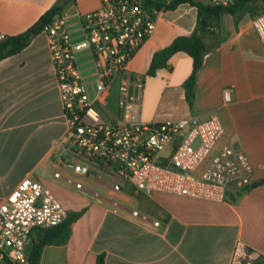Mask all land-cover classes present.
Returning <instances> with one entry per match:
<instances>
[{
  "label": "crops",
  "instance_id": "0c3cea01",
  "mask_svg": "<svg viewBox=\"0 0 264 264\" xmlns=\"http://www.w3.org/2000/svg\"><path fill=\"white\" fill-rule=\"evenodd\" d=\"M56 1L0 0V33L23 31ZM167 1L157 4L152 33L127 63L140 101L139 118L193 117L214 110L222 132L207 154L213 156L230 141L250 165V182L264 179V47L251 23L264 0H232L230 10L207 19L204 32L201 20L196 32L204 49L190 97L183 88L191 69L186 52H173L165 65L146 73L153 51L196 29L193 4L181 1L166 8L162 2ZM98 5L99 0H69L61 8L73 40L80 38L76 13ZM223 89L228 100L222 99ZM117 92L114 79L96 102L108 119L116 114ZM66 131L41 30L0 58V201L28 175L41 181L66 212L81 213L70 223L64 242L42 246L37 264H96L98 253L104 264H230L236 243L255 253L249 264H264V180L242 188L230 184L223 201H212L145 192L109 172L80 176L56 165L58 157L69 155ZM54 139H59L55 147ZM198 166L196 173L206 167ZM55 170L60 177L53 175ZM65 176L80 181L81 187L66 182ZM133 209L139 214H132Z\"/></svg>",
  "mask_w": 264,
  "mask_h": 264
},
{
  "label": "built area",
  "instance_id": "2783aa9c",
  "mask_svg": "<svg viewBox=\"0 0 264 264\" xmlns=\"http://www.w3.org/2000/svg\"><path fill=\"white\" fill-rule=\"evenodd\" d=\"M150 1L160 4V0H99L97 7L76 13L77 40L62 13L42 27L69 140L68 157H58L56 165L80 176L109 172L145 192L223 201L230 184L242 188L250 183V165L243 152L227 141L200 173L195 172L222 132L217 113L208 110L202 116L146 121L138 116L140 101L127 63L154 29L157 6ZM231 2L206 0L221 6ZM251 23L264 47V5ZM114 79L117 111L108 119L96 102ZM228 98L223 89L222 99ZM52 145H59V139ZM53 175L61 176L59 170ZM64 179L81 187L71 176ZM65 215L41 181L28 175L19 179L0 201V264H29L30 231L55 225ZM254 254L236 243L230 264L241 260L249 264Z\"/></svg>",
  "mask_w": 264,
  "mask_h": 264
},
{
  "label": "trees",
  "instance_id": "16d2710c",
  "mask_svg": "<svg viewBox=\"0 0 264 264\" xmlns=\"http://www.w3.org/2000/svg\"><path fill=\"white\" fill-rule=\"evenodd\" d=\"M69 0H57L50 7L45 9L36 20L30 24L26 29L15 34L3 35L0 38V58L5 57L11 53L16 52L22 46H24L30 38L37 32L42 30L44 24L47 23L54 15L59 14L61 8ZM181 1H187L193 4L196 8V19L197 25L189 34H178L174 36L171 41L165 46L153 51L146 73L153 74L157 67L166 64L167 58L175 51H184L191 58V69L190 73L183 82L184 93L186 97L192 95V85L194 80V75L197 68L201 63V52L204 49V41L196 30L200 27L201 20L204 19L200 32L207 30L208 18L217 15L220 11L230 10V4L221 5H210L206 2H200L197 0H169L164 6L170 8L176 3ZM155 6L157 2L150 1ZM264 179H258L250 182L245 187L252 186L256 183L262 182ZM81 213V209L75 211H67L63 220L59 223L48 226L40 227L33 230L32 235H30V243L28 248V259L29 264H37L41 248L46 243H61L64 242L69 233L70 223ZM96 264H104L103 257L101 253L96 255Z\"/></svg>",
  "mask_w": 264,
  "mask_h": 264
},
{
  "label": "rangeland",
  "instance_id": "374dc122",
  "mask_svg": "<svg viewBox=\"0 0 264 264\" xmlns=\"http://www.w3.org/2000/svg\"><path fill=\"white\" fill-rule=\"evenodd\" d=\"M211 154H213V153H209L203 158L202 162L198 166V167H200V169H202L204 166L207 165V163L209 162V160H210V158L212 156Z\"/></svg>",
  "mask_w": 264,
  "mask_h": 264
},
{
  "label": "water",
  "instance_id": "95a60500",
  "mask_svg": "<svg viewBox=\"0 0 264 264\" xmlns=\"http://www.w3.org/2000/svg\"><path fill=\"white\" fill-rule=\"evenodd\" d=\"M202 22H203V19H202Z\"/></svg>",
  "mask_w": 264,
  "mask_h": 264
}]
</instances>
